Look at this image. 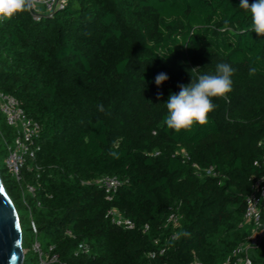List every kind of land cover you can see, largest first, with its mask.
Here are the masks:
<instances>
[{
	"label": "trees",
	"instance_id": "16d2710c",
	"mask_svg": "<svg viewBox=\"0 0 264 264\" xmlns=\"http://www.w3.org/2000/svg\"><path fill=\"white\" fill-rule=\"evenodd\" d=\"M240 3L67 0L52 17L28 10L0 21V90L42 128L25 170L37 187L29 197L37 234L31 221L24 227L21 187L0 163L23 230V264H39L36 238L57 256L50 264H220L246 239V195L264 176V36ZM220 63L235 70L228 99L213 98L206 125L168 128L170 95ZM159 73L169 79L157 86ZM13 135L0 111V162ZM102 175L123 181L112 201L87 183ZM111 207L136 227L113 223ZM172 211L182 215L174 240ZM81 242L89 254L76 255ZM252 259L264 264V243Z\"/></svg>",
	"mask_w": 264,
	"mask_h": 264
},
{
	"label": "built area",
	"instance_id": "2783aa9c",
	"mask_svg": "<svg viewBox=\"0 0 264 264\" xmlns=\"http://www.w3.org/2000/svg\"><path fill=\"white\" fill-rule=\"evenodd\" d=\"M67 0H33V6L30 8L34 19L40 20L43 16L52 17L58 7H62ZM40 4L41 8L36 5ZM0 111L4 114L7 124L13 128L14 135L12 141L6 144V167L21 187L24 205L29 208L31 226L35 234L38 233L36 224L33 219L32 209L29 197H35L37 187L35 184L26 180L25 170L28 168V160L34 159L40 150L38 139L41 133V125L34 119L27 116L21 102L14 96L3 93L0 90ZM259 162L256 161L255 164ZM199 170L200 167L195 165ZM208 174L214 173V168L206 170ZM93 183L103 188L106 192L107 199L112 201L119 190L123 181L116 175H102L93 181ZM40 205V202H38ZM106 217L113 223L126 229H134L136 224L127 217L117 207H111ZM182 215L178 211H172L167 218L166 224L171 226L175 232L172 239L177 237V229L180 226ZM242 227L248 228L246 239L237 245L231 255L220 264H253L252 252L258 249L264 243V176L253 178L250 192L246 195V209ZM148 227H146L147 229ZM71 235V231H67ZM53 246L50 250H53ZM32 250L39 256V264H50L57 261V256L43 249L38 238L32 245ZM165 248L160 253H164ZM91 252L90 244L81 242L76 248V255L89 254ZM151 257L156 256V252L150 253ZM189 264H204L197 257Z\"/></svg>",
	"mask_w": 264,
	"mask_h": 264
},
{
	"label": "clouds",
	"instance_id": "9594fccd",
	"mask_svg": "<svg viewBox=\"0 0 264 264\" xmlns=\"http://www.w3.org/2000/svg\"><path fill=\"white\" fill-rule=\"evenodd\" d=\"M33 0H0V21L10 20L17 13L30 10ZM240 7L251 14L253 30L259 36H264V0H241ZM234 69L227 63L216 66L215 74L200 75L189 85H180V92L170 95L166 102L168 116L165 124L177 132L191 130L195 124L206 125L209 114L214 112L217 105L213 98L228 99V94L233 91ZM256 69H250V74H255ZM169 77L166 73H159L155 77L157 86L162 85ZM158 94V99H159ZM100 109L103 110L102 105ZM113 147H118L114 143ZM114 158H119V152L110 151Z\"/></svg>",
	"mask_w": 264,
	"mask_h": 264
},
{
	"label": "water",
	"instance_id": "95a60500",
	"mask_svg": "<svg viewBox=\"0 0 264 264\" xmlns=\"http://www.w3.org/2000/svg\"><path fill=\"white\" fill-rule=\"evenodd\" d=\"M25 255L20 217L0 176V264H23Z\"/></svg>",
	"mask_w": 264,
	"mask_h": 264
},
{
	"label": "rangeland",
	"instance_id": "374dc122",
	"mask_svg": "<svg viewBox=\"0 0 264 264\" xmlns=\"http://www.w3.org/2000/svg\"><path fill=\"white\" fill-rule=\"evenodd\" d=\"M36 7L37 8H41V5L37 4ZM2 116H3V120L6 122V118H5L3 113H2ZM5 159H6V155L3 156V158L1 159L0 163H1V166L3 168H5L6 172L8 174H10L8 169H7V167H6ZM16 202H17V205L19 206V212H20V215L22 216V219H23V225H24L25 228H27L29 226V223H30V211H29V208L24 205L22 195L20 197L19 196L17 197ZM26 232L28 233V230H26Z\"/></svg>",
	"mask_w": 264,
	"mask_h": 264
}]
</instances>
